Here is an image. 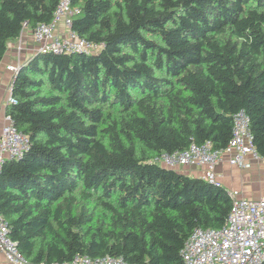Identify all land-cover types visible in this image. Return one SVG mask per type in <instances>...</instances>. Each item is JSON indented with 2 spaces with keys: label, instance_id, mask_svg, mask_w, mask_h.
<instances>
[{
  "label": "trees",
  "instance_id": "16d2710c",
  "mask_svg": "<svg viewBox=\"0 0 264 264\" xmlns=\"http://www.w3.org/2000/svg\"><path fill=\"white\" fill-rule=\"evenodd\" d=\"M60 0H0V61L24 23ZM71 29L95 53H37L6 105L28 147L0 165V213L31 263L76 254L182 264L196 227L230 212L224 186L154 162L227 145L249 118L264 158V0H70ZM264 264V263H262Z\"/></svg>",
  "mask_w": 264,
  "mask_h": 264
},
{
  "label": "built area",
  "instance_id": "2783aa9c",
  "mask_svg": "<svg viewBox=\"0 0 264 264\" xmlns=\"http://www.w3.org/2000/svg\"><path fill=\"white\" fill-rule=\"evenodd\" d=\"M77 12L78 9L70 4V0H60L48 23H39L31 28L36 45L35 54L97 52L100 44L79 37L70 27L71 18ZM59 25H63V31H58ZM25 27L27 25L24 23L23 29ZM20 64L18 61L16 64L7 65V69L13 73L12 82ZM12 82L7 104L16 102L11 95ZM28 145L27 135L19 131L11 116L5 113L0 132V165L5 158L20 156ZM224 155H227L230 165L240 169L251 167L247 157L253 160L262 158L253 145L249 118L242 110L234 114L232 136L225 147L214 149L210 141L190 143L187 148L179 151L162 152L153 161L171 168L182 165L203 166L204 171L200 176L210 183L223 186L217 178L215 167ZM225 190L231 199V208L225 223L219 228H194L180 251L182 264L264 263V195L248 198L242 196L238 189L225 187ZM8 230V222L0 213V252L8 261L16 264H130L121 256L108 254L96 258L76 254L72 259L62 262L31 263L10 239Z\"/></svg>",
  "mask_w": 264,
  "mask_h": 264
},
{
  "label": "crops",
  "instance_id": "0c3cea01",
  "mask_svg": "<svg viewBox=\"0 0 264 264\" xmlns=\"http://www.w3.org/2000/svg\"><path fill=\"white\" fill-rule=\"evenodd\" d=\"M63 25H59L58 31H63ZM35 42L32 37V30L29 26L25 27L20 35L8 42L5 55L0 61V132L4 122L7 99L10 95V85L12 82V72L7 69V65L16 64L18 61L26 62L35 54ZM249 169H240L230 165L227 155L216 165L215 172L217 178L223 186L228 189H238L242 196L248 198H258L264 195V158L253 160ZM180 171L191 176H200L204 171L203 166L184 165ZM0 264H16L8 261L0 252ZM28 264V263H26Z\"/></svg>",
  "mask_w": 264,
  "mask_h": 264
},
{
  "label": "rangeland",
  "instance_id": "374dc122",
  "mask_svg": "<svg viewBox=\"0 0 264 264\" xmlns=\"http://www.w3.org/2000/svg\"><path fill=\"white\" fill-rule=\"evenodd\" d=\"M174 168L180 171V169L185 168V166H174Z\"/></svg>",
  "mask_w": 264,
  "mask_h": 264
},
{
  "label": "clouds",
  "instance_id": "9594fccd",
  "mask_svg": "<svg viewBox=\"0 0 264 264\" xmlns=\"http://www.w3.org/2000/svg\"><path fill=\"white\" fill-rule=\"evenodd\" d=\"M34 55H35V54H34ZM20 63H21V64H20V66H21L23 62H20ZM19 69H20V67H19ZM19 69H18V70H19Z\"/></svg>",
  "mask_w": 264,
  "mask_h": 264
},
{
  "label": "water",
  "instance_id": "95a60500",
  "mask_svg": "<svg viewBox=\"0 0 264 264\" xmlns=\"http://www.w3.org/2000/svg\"><path fill=\"white\" fill-rule=\"evenodd\" d=\"M18 71H19V70H18ZM18 71H17V72H18ZM17 72L15 73L14 77L16 76Z\"/></svg>",
  "mask_w": 264,
  "mask_h": 264
}]
</instances>
